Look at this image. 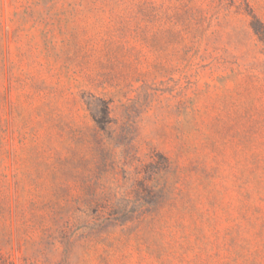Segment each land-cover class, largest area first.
Returning a JSON list of instances; mask_svg holds the SVG:
<instances>
[{"label":"rangeland","instance_id":"1","mask_svg":"<svg viewBox=\"0 0 264 264\" xmlns=\"http://www.w3.org/2000/svg\"><path fill=\"white\" fill-rule=\"evenodd\" d=\"M0 264H264V0H0Z\"/></svg>","mask_w":264,"mask_h":264}]
</instances>
